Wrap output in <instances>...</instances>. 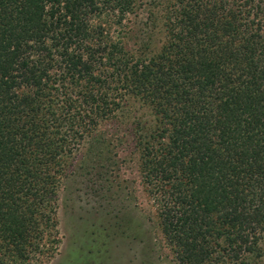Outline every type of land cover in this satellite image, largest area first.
I'll return each instance as SVG.
<instances>
[{
    "label": "trees",
    "instance_id": "1",
    "mask_svg": "<svg viewBox=\"0 0 264 264\" xmlns=\"http://www.w3.org/2000/svg\"><path fill=\"white\" fill-rule=\"evenodd\" d=\"M136 0H0V264H42L66 162L132 104L138 169L176 264H264V0H164L153 52ZM148 46V44H147Z\"/></svg>",
    "mask_w": 264,
    "mask_h": 264
},
{
    "label": "rangeland",
    "instance_id": "2",
    "mask_svg": "<svg viewBox=\"0 0 264 264\" xmlns=\"http://www.w3.org/2000/svg\"><path fill=\"white\" fill-rule=\"evenodd\" d=\"M163 2L135 1L120 29L128 46L153 52L160 46ZM140 117L149 120L145 109L132 104L99 124L96 131L111 142L108 159H95L89 136L72 152L56 198L59 244L42 264H176L139 174L133 129Z\"/></svg>",
    "mask_w": 264,
    "mask_h": 264
}]
</instances>
